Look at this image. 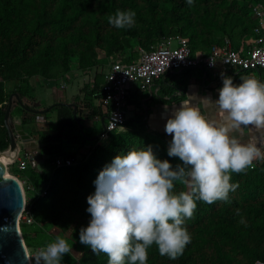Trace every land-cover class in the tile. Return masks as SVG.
I'll return each instance as SVG.
<instances>
[{"label": "rangeland", "instance_id": "1", "mask_svg": "<svg viewBox=\"0 0 264 264\" xmlns=\"http://www.w3.org/2000/svg\"><path fill=\"white\" fill-rule=\"evenodd\" d=\"M150 1L135 0L134 6L125 3V11L132 10L136 13L134 25L125 28H116L111 25L108 18L115 14L108 9L99 8L97 28L101 35L98 42L94 40L97 32L95 23L88 16L89 14L85 13L80 15L68 28L48 26L44 31L35 33L33 38L31 37L33 45H30L27 40L28 32L34 27V5L32 3L21 2L20 18L27 25L24 29L25 34L22 35L20 31L21 24L18 23L16 15H12L11 18L7 16L4 21L0 20V144L7 141L2 110L7 109L9 97L13 94L16 103L11 113L17 124L18 142L24 147L28 144L22 143L30 137V143L39 147L42 154H44L43 150L46 151L50 145L49 142L43 140V131L56 128L59 124L60 104L73 101L78 104V110L82 108L83 112L78 111V116L87 137L83 138L79 134L80 126L76 120L73 127H66L67 137L70 136L75 141H70L66 137L55 145L77 151L76 155L80 160L86 158L87 151L100 150L102 156L100 166L90 169L87 174L90 188L86 190H90L91 195L95 194L94 185L99 173L116 156L127 155L133 149L141 150L152 146L157 157L161 160H169L173 167L182 163L179 158L168 156L172 136L166 133L165 126L167 120L183 102V95H181L183 92L178 93L177 91V95L171 96L162 89H158L157 92H153L150 99L145 100H142V97H148L150 94L149 92L142 93L141 100L128 110V119L134 117L133 120L130 119L131 122L126 123L123 128L104 135L105 110L101 98L96 97L99 90L95 83L102 78L103 69L107 66L108 55L118 53L128 59L135 58L141 45L158 43V36L162 29H182L187 34L195 29L196 37L198 35L215 37V40H224V42L229 38L233 44L235 40L232 39L240 37L241 32L239 33L240 27L233 24L231 19L235 17L234 15L246 11L248 1L193 0L189 5L187 0H153L154 8L149 7L148 2ZM206 7L209 13L215 11L216 15L214 17L209 15L206 19L203 15ZM53 9H56L55 3ZM223 20H226L225 28L222 27ZM78 33H86L89 40L78 38ZM240 41L248 46L247 38ZM196 42L195 45L201 49H207L212 44L203 39ZM4 52L7 56L3 54ZM70 84L73 85L75 92L71 98L63 101L61 99L64 97L60 98L61 93ZM43 90L49 93L46 103L40 95ZM21 91H25V94H21ZM15 92L22 95L26 106L42 109V111H33L21 105L16 99ZM53 93L57 95L51 98ZM51 101L53 103L47 104ZM157 105L162 107L161 112L155 109ZM120 134H127L128 140L114 148L106 146ZM105 147L108 148L107 151L104 150ZM254 165V168H249L244 173L231 174V183H238L239 187L235 192H230L228 201L212 203L214 210L226 202H238L243 206L248 199L264 201V181L254 188L255 193L251 195L243 193V185L248 177L259 176L260 173L264 177V161H254ZM7 167L12 175L17 176L23 182L27 204L35 198H40L42 195L39 193H42L47 186L49 187L55 176V172L50 173L51 180L47 182L43 174L36 175L30 170L20 171L14 162H10ZM97 169L99 172L96 171ZM59 177L60 187L50 196L45 206L39 207V217L33 219L32 222H29L23 214L20 218L29 253L34 256L41 248L55 242L57 237H62L71 245L72 252L64 255L61 264H107L106 254L95 255L90 247L79 242L80 229L89 225L91 214L80 212L74 206L66 205L73 195L69 168L60 169ZM183 190L186 191L187 187L177 183L175 191L179 193ZM50 204L59 207V213L56 216L51 215L48 208ZM195 217L194 213L193 218L186 221V226L191 232L190 224ZM209 219V217L206 218V220ZM193 238L195 264L220 263V255L214 249L213 243L206 244V242ZM218 239L222 242L219 237ZM224 246L226 249H232L228 243ZM232 254L240 263L248 259L246 254L234 252V249H232ZM32 264H35L34 260Z\"/></svg>", "mask_w": 264, "mask_h": 264}, {"label": "clouds", "instance_id": "2", "mask_svg": "<svg viewBox=\"0 0 264 264\" xmlns=\"http://www.w3.org/2000/svg\"><path fill=\"white\" fill-rule=\"evenodd\" d=\"M135 16L132 10H117L108 22L132 27ZM222 78L218 99L187 96L167 120L168 156L182 163L173 167L147 146L116 156L99 173L95 194L87 198L91 220L80 229L79 242L95 255L106 254L108 264H147L153 245L161 256L178 259L191 243L186 221L193 218L197 201H228L239 187L231 183V174L264 161V82L248 77L236 84L223 73ZM177 183L187 190L177 193ZM71 252L68 241L57 237L26 258L61 264Z\"/></svg>", "mask_w": 264, "mask_h": 264}, {"label": "trees", "instance_id": "3", "mask_svg": "<svg viewBox=\"0 0 264 264\" xmlns=\"http://www.w3.org/2000/svg\"><path fill=\"white\" fill-rule=\"evenodd\" d=\"M29 1L34 5L33 7V21L34 27L32 31L28 32L27 40L30 45H33V35L37 32H42L48 26H56L59 28H68L78 17L82 14H89L88 16L95 23V28L97 29L95 42L99 41L100 31L97 28V12L99 8H105L110 10L112 13H116L117 10L125 11L124 6L125 3H130L132 6L135 5V0H0V20L4 21L7 16L8 18L13 17L12 15H16L18 17V23L21 24L20 31L25 34L24 29L27 25L23 22L21 17L22 5L21 2ZM148 2L150 4L149 7L154 8L155 2ZM246 2V11L239 15H234L232 18L233 24L240 27L239 33L240 37L233 42V46L238 48L240 46V40L249 39L255 35V26L257 24V19L253 13V4L257 3L261 0H247ZM56 4V9H53V4ZM243 9V8H242ZM208 7L203 11L204 17L207 19L209 15L214 17L216 15L215 11L209 13ZM6 15V16H5ZM159 22V21H157ZM222 27H226V20L222 21ZM174 33H181L182 35H186L190 39L191 46L194 50H202V51H210L212 46L220 45L224 43V40L220 41L215 40V37L209 36H197L195 29L190 30L187 34L184 30H163L160 32L158 36L159 40L163 39ZM78 38H84L89 40V37L86 33H78ZM202 40L205 42L212 43L207 49H201L195 45L196 41ZM157 43V44H158ZM148 44V43H147ZM141 45V48L144 49H152L156 43L149 45ZM7 56V53L4 52ZM111 55H118L125 61H131L135 58L128 59L123 55L118 53L108 55V59ZM5 56V57H6ZM9 56V55H8ZM107 59V63H108ZM107 65V64H106ZM196 67H186L181 70H176L173 72H167L163 74L159 79V83L163 85L161 88L165 93L169 95H177V91L181 90L182 92L186 90L189 78L193 75L194 69ZM202 68L204 71L206 68ZM104 75L102 73V78L100 81H96V88L99 90L96 97L102 96L101 91V83L103 82ZM21 94H25V91H21ZM22 97V95H20ZM184 96V95H183ZM136 100V98H135ZM132 98H129V102H134ZM4 113L3 121L5 123V113L6 110H2ZM134 117L130 119L133 120ZM59 124L56 128L53 129H44L43 131V140L50 143L49 147L46 151L43 150V153L47 155L49 158L55 157L57 155H67L76 154L77 151L72 149H63L55 145L56 143H60L64 138L67 137L66 127L73 125L76 123V117L74 115V111L72 106H68L65 104H60L59 108ZM127 119L126 123H130L131 120ZM6 125V124H5ZM83 138L87 137L86 133H84L80 128L79 133ZM6 142L4 144H0V150H4L8 148V144H10V136L9 131L6 126L5 129ZM127 134H120L115 139H113L106 146L110 148L117 147L122 145L128 139L126 138ZM70 141H75L70 136L67 137ZM105 147V151L108 148ZM86 158L83 160H79L77 163L63 166L56 169L55 176L53 177L51 184L47 189V193L42 195L38 199H33L31 201V211L33 218L36 219L39 217L38 209L39 207L45 206L48 202V199L52 194L58 190L61 184V179L59 177V170L63 168H69L70 180H72L73 185V195L69 198V202L66 203L67 206H74L80 212L89 213L87 197L91 194L90 190L87 191L86 188H90L89 180L87 179V174L90 169H94V167L100 166L101 154L100 150L91 149L87 154ZM27 170L32 171L36 175L38 172L32 168H28ZM96 171L99 172L97 169ZM42 174V173H41ZM39 175V174H38ZM44 178V177H43ZM41 179V178H40ZM44 181V179H41ZM42 181V182H43ZM91 181V179H90ZM264 181V177L261 175L248 177L243 185V193H248L251 195L255 193L254 188L260 185V182ZM84 184L83 186L81 184ZM36 186L35 183H33ZM43 184V183H42ZM37 187V186H36ZM42 188H40L41 190ZM94 190L96 191V185H94ZM184 191V190H183ZM41 195V193H39ZM203 204V205H202ZM51 215L56 216L59 213V207L54 206L53 204L48 207ZM212 204H207L203 201H197V208L195 210L196 217L191 221L192 223V232L190 228H188L189 233L192 237L191 243H189L182 256H180L176 260H170L167 256H161L158 251V247L153 245L148 249V262L147 264H195L194 259V241L193 237L197 238L199 241L208 243H213L214 249L220 255V263L219 264H255L257 259L264 260V201H256L254 199H248L245 205L241 206L238 202H226L218 209L214 210ZM239 210V213H237ZM210 218L206 220V218ZM243 220L244 223L240 221ZM218 237L222 240L218 239ZM229 244L234 252H240L246 254L247 260L244 263H240L236 256L232 254V249H226L224 245ZM108 264V261H107Z\"/></svg>", "mask_w": 264, "mask_h": 264}, {"label": "built area", "instance_id": "4", "mask_svg": "<svg viewBox=\"0 0 264 264\" xmlns=\"http://www.w3.org/2000/svg\"><path fill=\"white\" fill-rule=\"evenodd\" d=\"M252 8L257 24L249 48L244 45L236 48L227 38L223 44L212 46L210 51L194 50L188 36L174 33L161 39L152 49L140 48L138 56L131 61L111 55L103 69L104 79L101 83V101L105 110L103 134L108 135L126 125L132 90L150 89L155 81L167 72L193 66L220 73L231 67L246 70L264 68V1H258ZM30 142L29 137L22 143L28 145L23 147L19 143V152L12 162L20 171L32 168L41 172L47 182L51 180L50 173L80 160L76 154L69 153L49 158ZM47 189L48 186L41 195L46 194ZM22 214L29 222L33 221L31 204L26 202ZM257 261L264 264L263 259H257L255 264Z\"/></svg>", "mask_w": 264, "mask_h": 264}, {"label": "water", "instance_id": "5", "mask_svg": "<svg viewBox=\"0 0 264 264\" xmlns=\"http://www.w3.org/2000/svg\"><path fill=\"white\" fill-rule=\"evenodd\" d=\"M17 101L33 111H42L25 105L18 92L14 93ZM16 103L13 94L9 97L8 107L5 113V124L9 131L10 144L8 151L0 157V264H32L26 258L30 254L27 244L19 229V220L26 205V197L23 185L20 180L12 175H7L6 167L3 165L5 159H9L19 152L20 145L17 139V124L12 116V109ZM62 104L72 106L76 120L82 131L83 126L78 116V104L73 101L63 102ZM44 110V109H43ZM8 228V230H5Z\"/></svg>", "mask_w": 264, "mask_h": 264}, {"label": "crops", "instance_id": "6", "mask_svg": "<svg viewBox=\"0 0 264 264\" xmlns=\"http://www.w3.org/2000/svg\"><path fill=\"white\" fill-rule=\"evenodd\" d=\"M251 38L252 37H250L247 41L248 46H246L244 43H241L240 46L244 45L245 48H249ZM222 73L227 75V76H231L233 78L234 83H236V84L241 83L244 78H248V77H254V78L258 79L259 81L264 82V68L256 69V70H246V69H242L239 67H231L227 71L222 72ZM222 73L217 72V71H213V70H208V69H206L204 71L202 68H198V67L195 68L193 75L189 78L186 90L183 91V93L181 94V95H184L183 101L188 98L187 96H196V97L208 96V97H211L213 100L218 99L219 98V90L223 87ZM162 86L163 85H161V83H159V80H156L150 89H147V90L134 89V90H132L129 98H132V99L136 98V100L134 99L135 100L134 102H129V108L131 106H135L136 103L141 100V96H142L141 94L142 93L149 92V94H150L148 97H142V100L150 99L153 92H157L158 89L161 90ZM74 90L75 89H74L72 84H70L68 87H66L63 90V92L61 93L60 98L64 97V99H61V100L65 101V100H67L66 98H71L75 92ZM179 92H182V91L178 90V93ZM48 94H49L48 91H44V90L40 94V95H42L44 103H46L48 100L47 99ZM55 95H57V94L53 93L51 98H53ZM173 100L175 101V98H173ZM51 103H53V101H51L47 104H51ZM193 103H197V101L194 100ZM129 108H128V110H129ZM155 109L160 111V112L163 110L162 107L160 108V106H158V105ZM246 139H247V137H245V140Z\"/></svg>", "mask_w": 264, "mask_h": 264}, {"label": "bare ground", "instance_id": "7", "mask_svg": "<svg viewBox=\"0 0 264 264\" xmlns=\"http://www.w3.org/2000/svg\"><path fill=\"white\" fill-rule=\"evenodd\" d=\"M8 148H6V149H4V150H0V157L2 156V155H4L8 150H7ZM15 154L12 156V157H10L9 159H5L2 163H3V165H5V167H6V173H7V175H12L9 171H8V164L10 163V162H12L14 159H15V157H16V155H17V152H14ZM12 176H15V175H12ZM15 177H17V176H15ZM18 178V177H17ZM19 180H20V182H21V184L23 185V182L21 181V179L20 178H18ZM23 189H24V185H23ZM24 192H25V190H24ZM22 216V215H21ZM21 218V217H20ZM19 229H20V232H21V235L24 237V235H23V232H22V229H21V225H20V220H19ZM27 249H28V251H29V248H28V246H27Z\"/></svg>", "mask_w": 264, "mask_h": 264}]
</instances>
